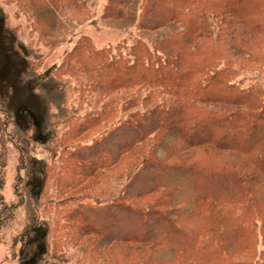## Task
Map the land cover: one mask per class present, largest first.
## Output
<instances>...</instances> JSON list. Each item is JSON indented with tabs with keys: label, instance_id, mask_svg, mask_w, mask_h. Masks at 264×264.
<instances>
[{
	"label": "trees",
	"instance_id": "16d2710c",
	"mask_svg": "<svg viewBox=\"0 0 264 264\" xmlns=\"http://www.w3.org/2000/svg\"><path fill=\"white\" fill-rule=\"evenodd\" d=\"M4 1L50 49L92 17L89 0ZM102 16L136 34L79 33L53 69L46 264H264V82L248 76L264 81V0H107ZM12 121L0 105V189Z\"/></svg>",
	"mask_w": 264,
	"mask_h": 264
},
{
	"label": "rangeland",
	"instance_id": "374dc122",
	"mask_svg": "<svg viewBox=\"0 0 264 264\" xmlns=\"http://www.w3.org/2000/svg\"><path fill=\"white\" fill-rule=\"evenodd\" d=\"M106 2L89 0L91 19L74 23L75 34L50 49L30 32V20L24 13L12 3L0 0V105L13 118L10 129L15 137L7 146L0 195L6 205L17 203L14 186L21 177L23 198L12 218L0 214V264H46L49 216L36 206L35 198L47 164L45 147L57 123L53 118L62 119L65 109L64 83L54 76L53 69L79 33L91 36L97 46L113 45L122 39L130 41L136 34L134 27H121L103 18ZM248 76L264 82L260 74L253 72ZM158 171L151 173V179L169 185L183 176L179 172L161 175Z\"/></svg>",
	"mask_w": 264,
	"mask_h": 264
}]
</instances>
